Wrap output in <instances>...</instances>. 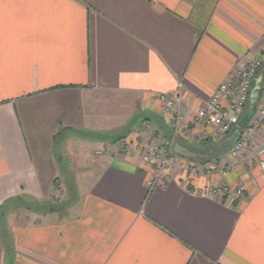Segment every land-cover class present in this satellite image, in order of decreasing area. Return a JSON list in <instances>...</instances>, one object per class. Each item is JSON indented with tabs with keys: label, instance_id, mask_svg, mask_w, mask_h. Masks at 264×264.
<instances>
[{
	"label": "crops",
	"instance_id": "0c3cea01",
	"mask_svg": "<svg viewBox=\"0 0 264 264\" xmlns=\"http://www.w3.org/2000/svg\"><path fill=\"white\" fill-rule=\"evenodd\" d=\"M254 58L257 106L264 0H0V226L9 200L57 207L19 211L24 222L6 214L0 264H264L254 159L264 129L229 170L225 151L182 157L152 185L155 168L141 157L171 140L157 94L182 81L190 123ZM194 132L177 142L222 140L210 127ZM69 176L76 195L64 206L52 197ZM220 184L245 194H199Z\"/></svg>",
	"mask_w": 264,
	"mask_h": 264
},
{
	"label": "built area",
	"instance_id": "2783aa9c",
	"mask_svg": "<svg viewBox=\"0 0 264 264\" xmlns=\"http://www.w3.org/2000/svg\"><path fill=\"white\" fill-rule=\"evenodd\" d=\"M261 66L262 61L260 59H250L241 70L230 75L220 84L214 94L203 103L194 114L190 123L186 121L179 111L182 101V89L184 87L182 81L179 82L177 92L156 95V98L164 105L165 114L170 116L171 140L167 147L158 146L143 150L141 153L142 160L155 168L154 179L151 182L152 185L161 182L166 171L181 160L182 157L173 151V146L178 141V136L183 135L188 137V139L194 140V128L196 126L213 128L214 136L221 139H224L233 132L235 127L239 125L240 118L249 105L250 95ZM263 129L264 99L255 107L254 114L247 125L242 128L238 141L225 150L228 157L226 170L231 169L243 159L255 135ZM125 146V141L119 142V147L125 148ZM254 159L255 166L258 168L261 177L264 178V141L257 147ZM184 167L194 177L198 176L201 169L200 165L193 161H188ZM245 190L246 187L244 185L235 190L227 185L220 184L208 190L199 191V194H208L210 196L217 194L228 196L234 194L236 197H242L245 194Z\"/></svg>",
	"mask_w": 264,
	"mask_h": 264
},
{
	"label": "water",
	"instance_id": "95a60500",
	"mask_svg": "<svg viewBox=\"0 0 264 264\" xmlns=\"http://www.w3.org/2000/svg\"><path fill=\"white\" fill-rule=\"evenodd\" d=\"M261 80L262 79L259 78L256 81V85L253 88V91H252V93L250 95L249 105H248L247 109L245 110V112L243 113V115L241 116L240 121H239V125L237 127H235V129L233 130V132L231 134H229L224 139H222L212 149L211 152H215V151L223 152L227 148H229L230 146H232L234 143H236L238 141V139L241 136L242 128H244L247 125L248 121L250 120V118L254 114L256 103H257V100H258V98L260 96V92L262 90V87L260 85ZM173 151L177 155H179L181 157H184V158H188L190 160H197V159H200V158H202L204 156L205 157L208 156L207 154L203 155L202 153H198V152L192 150L190 147L181 145L178 142H176L174 144Z\"/></svg>",
	"mask_w": 264,
	"mask_h": 264
},
{
	"label": "rangeland",
	"instance_id": "374dc122",
	"mask_svg": "<svg viewBox=\"0 0 264 264\" xmlns=\"http://www.w3.org/2000/svg\"><path fill=\"white\" fill-rule=\"evenodd\" d=\"M170 132H171V126H170ZM183 138L184 139H186V138L188 139V137L180 135V136L177 137V140L179 141V139H183ZM212 146L213 145H211L210 147L206 148L204 150V152H208V150L210 148H212ZM223 152H221V153H223ZM66 180H67V184L63 186L64 190L56 192L55 195L52 197V199L54 198V201H58L57 202L58 204L64 205V206L70 204V202L72 201V199L75 198V195H76V191L74 190V186H72L73 182L71 180V177L70 176L67 177ZM52 202L53 201L50 200V202L47 203V204H41L40 203L39 205H36V204L34 205V204H31L30 202H23V201L21 202L20 201V202H16V204H14V205H11L5 211H6V214H8L10 212L12 216L16 215L17 218H18V222H24L25 220H27V218L24 217V215L17 214L19 211H21V212L25 211L26 213H29V211H37V212H39L40 211V207L42 205H44V207H50V205H52V204L55 205L56 202L55 203H52ZM5 222H6L5 217L1 216V226L0 227H1L2 235H4V234L6 235V233H7V227L5 225Z\"/></svg>",
	"mask_w": 264,
	"mask_h": 264
},
{
	"label": "trees",
	"instance_id": "16d2710c",
	"mask_svg": "<svg viewBox=\"0 0 264 264\" xmlns=\"http://www.w3.org/2000/svg\"><path fill=\"white\" fill-rule=\"evenodd\" d=\"M206 143H207V141H204L203 143H202V145H200V146H189L192 150H194V151H196V152H198V153H202L203 155H208L207 157H202V158H200V159H198V160H201V161H207V160H209L210 158H212V157H214V156H217L218 154H220L221 152H218V151H215V152H211L212 151V149L218 144V143H216V144H214L213 146H212V148H210L209 150H208V152H204V150L206 149V147H204V146H206ZM208 148V147H207ZM30 202L31 204H36V205H39V203H37V202H35V201H32V200H29V199H27V197H19V198H16V199H12V200H9V201H7V202H5L4 203V205L2 206V209H1V216L2 217H5L6 216V209L8 208V207H10L11 205H14V204H16V202ZM55 208H57L55 205H50V207H44V205H42L41 207H40V211H43V210H52V209H55ZM5 235V234H4Z\"/></svg>",
	"mask_w": 264,
	"mask_h": 264
}]
</instances>
